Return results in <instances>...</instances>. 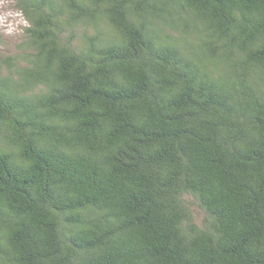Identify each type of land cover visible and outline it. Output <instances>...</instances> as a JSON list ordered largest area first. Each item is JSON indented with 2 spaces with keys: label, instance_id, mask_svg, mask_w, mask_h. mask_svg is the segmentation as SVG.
Instances as JSON below:
<instances>
[{
  "label": "trees",
  "instance_id": "1",
  "mask_svg": "<svg viewBox=\"0 0 264 264\" xmlns=\"http://www.w3.org/2000/svg\"><path fill=\"white\" fill-rule=\"evenodd\" d=\"M0 264H264V0H9Z\"/></svg>",
  "mask_w": 264,
  "mask_h": 264
},
{
  "label": "rangeland",
  "instance_id": "2",
  "mask_svg": "<svg viewBox=\"0 0 264 264\" xmlns=\"http://www.w3.org/2000/svg\"><path fill=\"white\" fill-rule=\"evenodd\" d=\"M24 22L15 10L13 2L9 0H0V31L6 35V41L12 46L17 35L22 34Z\"/></svg>",
  "mask_w": 264,
  "mask_h": 264
}]
</instances>
